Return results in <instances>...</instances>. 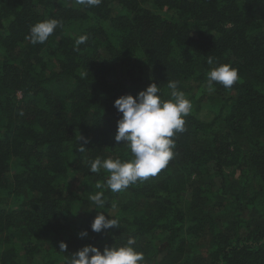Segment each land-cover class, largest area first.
<instances>
[{
	"label": "trees",
	"instance_id": "obj_1",
	"mask_svg": "<svg viewBox=\"0 0 264 264\" xmlns=\"http://www.w3.org/2000/svg\"><path fill=\"white\" fill-rule=\"evenodd\" d=\"M53 18L62 27L33 45L31 26ZM222 64L240 79L210 93ZM169 80L192 104L174 157L114 193L105 170L89 172L132 158L114 101L151 83L171 99ZM99 191L104 209L89 199ZM100 212L119 228L93 232ZM129 236L144 264H264V0H0V264H66Z\"/></svg>",
	"mask_w": 264,
	"mask_h": 264
},
{
	"label": "clouds",
	"instance_id": "obj_2",
	"mask_svg": "<svg viewBox=\"0 0 264 264\" xmlns=\"http://www.w3.org/2000/svg\"><path fill=\"white\" fill-rule=\"evenodd\" d=\"M76 3L92 8L99 6L102 0H76ZM57 27H62V23L55 18L39 21L31 26L28 39L33 45L43 44ZM87 40V35H80L75 40V47L78 49ZM207 63L212 65L213 59L209 58ZM206 75V86L210 93L215 91V84L229 89L240 79L238 70L229 64L213 67ZM167 87L171 99L162 98L158 85L151 83L136 97L127 94L114 101L113 106L122 114L117 121L114 139L118 144L123 141L130 149L132 158H96L89 164L90 173H99L101 169L108 173L106 187L112 192L124 191L130 185L156 176L174 157L173 149L176 145L173 137L186 131L184 117L190 114L192 104L185 93L178 90V81L169 80ZM84 150L82 145L78 149L81 152ZM95 187L101 189L105 185L97 183ZM89 199L95 209L105 208L106 200L102 191L91 195ZM113 228H119V221L110 215L106 217L103 212L91 223V230L96 233ZM87 235V230L79 233L80 238ZM135 244L136 238L129 236L126 244L105 247L103 252L96 246L85 245L72 254L70 259L66 258V264H144V254L133 247ZM59 248L60 252H65L67 244L61 241Z\"/></svg>",
	"mask_w": 264,
	"mask_h": 264
},
{
	"label": "rangeland",
	"instance_id": "obj_3",
	"mask_svg": "<svg viewBox=\"0 0 264 264\" xmlns=\"http://www.w3.org/2000/svg\"><path fill=\"white\" fill-rule=\"evenodd\" d=\"M208 111H209L208 108H205L204 110H202V115L201 116H203L204 118L213 117V115L211 113L209 114ZM74 188H78L77 191L81 192V195H90V190L88 188H82L77 183H74ZM121 200H122V198H121ZM230 214H232V213L228 212V213H224L223 215H224V217H227V216H231ZM252 214H253V211H248L247 209L243 212V215L252 216Z\"/></svg>",
	"mask_w": 264,
	"mask_h": 264
}]
</instances>
